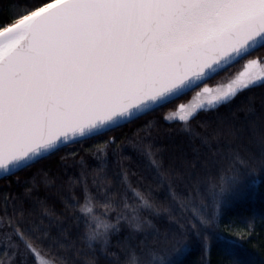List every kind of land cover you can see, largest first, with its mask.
<instances>
[{"label": "snow or ice", "instance_id": "obj_1", "mask_svg": "<svg viewBox=\"0 0 264 264\" xmlns=\"http://www.w3.org/2000/svg\"><path fill=\"white\" fill-rule=\"evenodd\" d=\"M16 2L20 11L0 20V178L32 169L68 144L116 132L174 105L162 119L187 122L182 130L198 138L208 155H198L179 171L165 169L151 122L138 126L133 138H125L127 144L110 136L97 152L115 145L112 154L119 156L130 145L144 162V173L133 186L136 173L118 161L119 169L106 181L116 191L105 194V211L99 214L85 185L84 202L72 217L75 235L93 252L99 246L110 264H182L180 258L193 244L207 255L217 243L223 244L226 264H255L240 251L255 232V215L239 233L231 221L221 227L231 204L228 193L241 181L240 168L252 162L231 145L227 152L212 150L213 141L219 144L221 136L239 133L233 122L238 117L232 113L231 121L202 125L203 133L190 122L205 101L227 106L238 93L264 87V0ZM246 57L245 71L227 86L205 84ZM201 84L200 103H175ZM249 125L254 128L255 122ZM260 141L264 145V134ZM97 158L103 172L106 157ZM218 164L219 182L211 174ZM257 166L264 168V156ZM225 169L229 174H223ZM255 172L251 167L250 174ZM145 179L168 189L169 206L152 201L150 186L147 192L140 188ZM32 185L20 196H0V264H97L95 255L77 247L64 220L33 198L34 178ZM77 202L73 196L67 206ZM37 204L42 211H36ZM113 210L115 223L107 218ZM146 210L157 217L166 213L174 227L161 233L141 216ZM121 221L133 231L118 242V252L109 251L110 236L120 231ZM138 231L145 239L133 243Z\"/></svg>", "mask_w": 264, "mask_h": 264}, {"label": "trees", "instance_id": "obj_2", "mask_svg": "<svg viewBox=\"0 0 264 264\" xmlns=\"http://www.w3.org/2000/svg\"><path fill=\"white\" fill-rule=\"evenodd\" d=\"M19 11L20 7L17 5L16 0H0V20ZM232 68L233 66L230 69ZM218 77L214 76L207 82H212ZM196 90L197 88L193 89L175 103L189 102ZM249 108L252 109V112H249ZM172 110H174V105H168L142 117L141 121L128 125L116 132L85 140L82 144H68L67 147L36 164L32 169L19 172L14 176L0 178V196L4 194L22 195L25 186H33L34 178L33 198L43 201L44 205L53 212L55 217H60L64 220L65 227L68 228L69 232L73 233V238L77 241V247L82 248L89 255H95L97 264H110V258L100 253L99 246L93 252L87 249L83 241L75 235V221L72 217L74 213L79 212L80 206L84 202L85 185L89 193L95 197L96 212L98 214L102 213L105 211L102 207L106 202L105 194L110 195L111 192L116 191L115 185L107 184L106 181L113 179V174L120 166L118 161L130 172L136 173V175L131 177L133 186H136L137 181L144 173V162L131 149L130 145L126 146L119 156L112 154V149L116 147L115 145L107 147L104 153H98L97 149L110 136H116L118 143L124 142L127 144L126 137L133 138L138 126L143 122H151V134L156 141V147L161 150L160 158L165 169L172 167L179 171L186 168L195 161L198 155H208V149L200 144L198 138L194 139L190 134L182 130V124L187 122H179L178 119L167 122L162 119L164 115ZM197 111L198 115L194 114L196 119L191 120L190 124L194 131L201 133L205 131L202 125L207 124L215 127L222 118H228L231 121L232 113H235L236 117H238L233 122L240 130L239 133L235 136H221L219 144L213 141L214 147L212 150L214 151L216 147H220L224 152H227L228 146L231 145L232 148L239 149L244 156L251 160V167H256V172L250 174L251 167L240 168L241 181L232 187L228 193L231 204L225 212L221 227L223 228L224 224H228L231 221L233 222L231 225L233 231L239 233L241 229H247L249 223H252L251 217L255 215V232L250 239L243 241V247L240 251L244 254L243 258H251L255 264H264V223L261 222L264 219V168L257 166V162L264 156V145L260 141V135L264 134V87H256L252 91L244 90L242 93H238L227 106L223 104L207 105ZM249 121L255 122L254 128L249 125ZM211 127H209L208 131H211ZM72 153L76 155L73 157ZM98 155L106 157L103 172L98 171L101 167L100 160L97 158ZM211 174L213 179L219 182V176L222 174L219 164L211 170ZM223 174L227 175L229 173L225 169ZM45 181H48V183H45ZM102 181H104L103 184ZM254 181H258V183H254ZM139 186L145 192L148 191L149 186L151 187L152 195L150 198L157 206H169L171 198L165 186H160L150 179L142 180ZM178 190L183 192V185H180ZM73 196L78 202L75 203V207H69L67 206V200ZM117 210L108 213L107 218L113 223L116 222ZM36 211H42L39 204H37ZM141 216L156 223L160 227L161 233L166 227L168 229L174 227L168 224L166 213H162L157 217L153 215L151 210H146L141 213ZM45 223H47V220H45ZM80 231L82 232L83 229L81 228ZM131 231L133 230L127 222L121 221L120 231L110 236L109 251L118 252V242L122 241ZM169 237L171 239V231H169ZM153 238L152 234L147 236L149 242ZM141 239H145V234L138 231L136 232V240L133 243H138ZM222 249L223 244L217 243L212 246L209 254L202 255L200 247L193 244L180 259L182 264H226V257L222 254ZM69 255L71 256L72 254L69 253Z\"/></svg>", "mask_w": 264, "mask_h": 264}, {"label": "flooded vegetation", "instance_id": "obj_3", "mask_svg": "<svg viewBox=\"0 0 264 264\" xmlns=\"http://www.w3.org/2000/svg\"><path fill=\"white\" fill-rule=\"evenodd\" d=\"M247 59H249V57H246L245 60L239 61L236 65H233V68L232 69H228L227 71L220 73L218 75L219 76L218 78L221 77L220 80L216 79V80H213L212 82L205 81V84H207V86H211L212 89H214V86H217L219 84H221V86H227V84L231 80L235 79L239 75V73H241L242 71H245L244 64L246 63V60ZM202 86H204V84H201L200 85V88H198L196 90V93L200 91V89H201ZM200 101L198 103H200ZM205 105H207V102L206 101L204 103V106ZM198 110H200V109H198Z\"/></svg>", "mask_w": 264, "mask_h": 264}, {"label": "rangeland", "instance_id": "obj_4", "mask_svg": "<svg viewBox=\"0 0 264 264\" xmlns=\"http://www.w3.org/2000/svg\"><path fill=\"white\" fill-rule=\"evenodd\" d=\"M218 80H220L221 79V77L220 78H217ZM216 80V79H215ZM217 80V81H218ZM220 87H225V86H221V84H219V85H217V86H214V89H217V88H220ZM203 99V97H197L196 96V91L194 92V94L192 95V97H191V99L189 100V102H187V103H184V104H186V105H190V104H196V103H198L200 100H202ZM173 111V110H172ZM171 111H169L167 114H169ZM166 114V115H167Z\"/></svg>", "mask_w": 264, "mask_h": 264}, {"label": "water", "instance_id": "obj_5", "mask_svg": "<svg viewBox=\"0 0 264 264\" xmlns=\"http://www.w3.org/2000/svg\"><path fill=\"white\" fill-rule=\"evenodd\" d=\"M242 72H243V71H242ZM203 87H204V86H202V88H203ZM208 87L210 88V86H208ZM202 88H201V89H202ZM210 89H211V88H210Z\"/></svg>", "mask_w": 264, "mask_h": 264}]
</instances>
